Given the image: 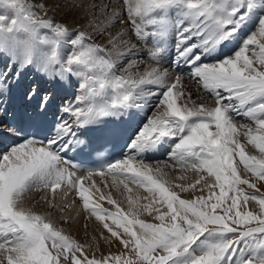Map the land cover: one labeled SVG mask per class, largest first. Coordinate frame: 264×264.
Instances as JSON below:
<instances>
[{
  "label": "snow or ice",
  "instance_id": "6c2138e0",
  "mask_svg": "<svg viewBox=\"0 0 264 264\" xmlns=\"http://www.w3.org/2000/svg\"><path fill=\"white\" fill-rule=\"evenodd\" d=\"M74 6L85 16L100 9L88 22L92 33L57 22L44 4L0 0V111L26 71L75 90L47 127L35 116L3 126L7 135L23 139L0 152V264H264V192L245 178L264 182V0ZM117 23L128 25L138 44L125 32L113 35ZM94 36H107V43ZM140 48L151 61L143 72ZM173 51L170 72L161 65ZM185 68L212 104H196L190 92L178 89ZM26 96L37 97V87ZM53 101L51 92L39 97V116L46 117ZM145 108L148 114L136 119L121 158L76 174L82 169L66 159L68 152L99 153L119 131L108 125L138 118ZM246 144L259 154H249ZM158 151L167 152L169 171H195V182L174 183L184 176H169L167 165L147 162L146 154ZM97 173L129 193L127 211L97 187ZM130 185L146 195L133 197ZM92 189L99 193L95 203ZM38 190L52 210L69 207L60 203L69 194L78 196L100 222V239L122 250L97 258L98 244L90 252L91 245L65 234L51 212L29 205ZM105 200L115 210L100 203ZM144 213L156 222L141 219Z\"/></svg>",
  "mask_w": 264,
  "mask_h": 264
},
{
  "label": "bare ground",
  "instance_id": "6f19581e",
  "mask_svg": "<svg viewBox=\"0 0 264 264\" xmlns=\"http://www.w3.org/2000/svg\"><path fill=\"white\" fill-rule=\"evenodd\" d=\"M67 2H71L72 1H76L77 3L74 2V4L72 3L70 9H71V14L72 16L78 13V17H80V13L83 15L84 14V10L83 8L79 7V6H74V5H80V4H84L86 6L88 5H100V6H104V5H108V6H112L115 5L117 3V0H64ZM95 13V15H94ZM70 14V15H71ZM101 15V11L99 8H97V10H89V14L86 15V17L89 18V21L93 18V16L95 17H99ZM109 15H111V12H109ZM253 19H255V17H253ZM76 23L79 25V21H76ZM118 24V23H117ZM115 25V27H112L110 29V32L115 35L118 32H125V39L131 41V43L133 44H138V42L134 41L136 40V38L132 35L131 30L129 28L128 25L126 24H118ZM86 26V25H85ZM85 26H82L85 29ZM251 26V25H250ZM249 26V29H250ZM76 27V26H73ZM86 30V29H85ZM246 30V29H245ZM244 30V31H245ZM248 30V29H247ZM96 38V37H95ZM98 38V37H97ZM108 40L107 36H104L103 38L100 39V41L103 42V44H106ZM97 41V40H96ZM98 42V41H97ZM101 42V43H102ZM146 49L145 48H140L139 51V55L138 58L141 61V67L138 69L140 72H143L145 70L144 68V64H150L151 61L147 59V55H146ZM174 55V51L171 52L169 54V56L167 58H165V60L163 61L161 67H165V68H169V71H172V68L170 67V60H171V56ZM211 60V58H209V61ZM0 67H3V59L0 58ZM186 70H188L187 68H185L184 74H183V79H182V83L181 85L178 86V89H181L184 92H190L192 94V101H194L195 103H197V95L200 94V96H204L207 95L204 90L196 83L195 80L191 79L188 74L186 73ZM39 73H37L36 71H26L23 76L21 77V80L18 83V86L14 87L5 97H3V99H5L7 97L8 100H13V99H19L20 96H26L28 90L31 88L30 84L32 79L34 78V76H37ZM42 76L39 74V78H41ZM43 86H45V90H43V95L45 93L51 92L53 97H54V101L52 103V106H57V107H63L64 104H66L69 100L72 99V96L74 94V89L71 86H65L62 85L60 83H57L56 81L47 79L43 77ZM149 87H155V86H149ZM152 101L155 100V97H151L150 98ZM179 102H183V98H181V101ZM191 103V102H190ZM59 108V109H60ZM59 109L55 112L54 116L55 118H58L59 115H61L62 113L59 112ZM148 114V109L145 108L143 111H140L138 114V118H134L133 120H127V122H125V126L129 127V126H134L136 125V119L142 120L146 115ZM6 117V113H3L0 111V129H3V126L5 124L4 119ZM119 121V120H117ZM21 141L20 137H16L13 138L9 135H7L5 133V131H0V151L2 150H7L10 145L12 146L15 143H19ZM9 142V144L6 146V143ZM148 154H146L145 158L147 157ZM155 155H159V159L161 160V158H167L168 160V156H167V152H157ZM148 160V159H147ZM151 160V159H150ZM166 160V159H165ZM158 161H156V163H151V164H157ZM161 162V161H160ZM160 164V163H159ZM163 166V165H162ZM170 169V166H169ZM166 172H168V169L165 168L164 169ZM78 176H83L85 175V173H81V172H77L76 173ZM170 176V175H169ZM92 180L95 181L97 187H99L101 189V191H103L105 193V195H107L109 192L111 193L113 199H115L117 201L118 204H120V206L127 211L128 209V202H127V196L129 195V193L123 189V186L121 185L119 191H117L113 186H112V178L111 176H104L101 177L99 176V174L97 173L96 175H94L92 177ZM107 183L108 187H104V184ZM85 186L86 187H91V184L89 181H85ZM130 187H133V192L131 193V195H133V197L139 195L140 197H143L144 195H146L145 191L143 189H137L134 186L130 185ZM63 186L61 189H58L57 191H62ZM92 193H93V202L95 203L99 193H96L95 189H92ZM43 195L42 191H34L28 200V203L30 206H34L37 208V210L41 213H48L50 210V207L44 203L43 200H41V197ZM57 199L59 200V197H57ZM73 201H75L73 203ZM142 204L144 203V200L141 199L140 201ZM147 202V201H146ZM145 202V203H146ZM60 203H67L70 206L61 210V208L57 207L56 208V213L52 215V219L56 222L57 226L59 227V224L61 223V220H67V222L72 223V228L73 231H71L72 234H74V232H78V230L80 229V224H82L83 222V218L85 217L84 220V224L89 223L90 226V230H92V232L90 233H94L97 234L101 231V226H100V222H98L94 216H91L88 212H86L85 210H83L82 208V202L79 200V197H72L71 194H69L68 198L66 201H60ZM100 203L107 207V208H112V210H115L114 206H110L108 205L107 201H100ZM142 216V215H141ZM99 227V228H97ZM88 228V229H89ZM68 229H70V225H68ZM104 234L105 232H107L106 230H103ZM98 235V234H97ZM104 245V244H103ZM113 245V244H112ZM109 247V246H108Z\"/></svg>",
  "mask_w": 264,
  "mask_h": 264
},
{
  "label": "rangeland",
  "instance_id": "374dc122",
  "mask_svg": "<svg viewBox=\"0 0 264 264\" xmlns=\"http://www.w3.org/2000/svg\"><path fill=\"white\" fill-rule=\"evenodd\" d=\"M25 2L31 3L33 5L44 4L47 6V9L49 10L48 11L49 16L54 17L57 22L65 23V24L69 25L70 27L76 26L75 28H81L82 26L86 25L85 26L86 31L89 33L93 32V28L88 27V22H89L88 17H86L84 14L82 15L81 13H80V17H78V13L75 14V16L74 15L72 16L70 7H71L72 3L73 4H74V2L77 3L76 1H72L71 5H70V2H67L64 0H25ZM2 11L3 10L0 9V12H2ZM94 15H95V13H94ZM76 21H79V25L76 23ZM250 28H251V26H250ZM249 30H250L249 28H246L245 32L247 33ZM93 38L98 41V42L96 41L97 43L103 44V42L100 41V39L103 37H99V38L96 37L95 38V36H94ZM134 41H136V40H134ZM188 76L190 77L189 74H188ZM197 100L198 101L196 104H200V103L212 104L213 103V100L209 95H204L201 97L199 94V95H197ZM239 123H250V122L246 118H240ZM241 141L245 142V138L241 137ZM246 151L249 154H254V155L259 154L258 150L254 149L252 146L247 145V144H246ZM2 152H4V151H2ZM156 161H158L161 166L162 165L168 166L165 168L168 169L170 176H173V175L184 176L183 181L176 180V181H174V183H181V182L185 183V184L194 183L195 180L198 178V174L195 171H192L190 169H180L179 166H176L173 171H169V166H170V168H172V162L169 159L167 160V158H161V160H158V159L157 160H147V162H151V163H156ZM153 165L155 166V164H153ZM241 167H242V165H241ZM245 178H250L252 182L257 183V187L260 189V191L264 192V182H257L255 177L252 176L251 174H247L245 176ZM242 187H245V191H248V192L255 191L254 189L247 188L246 186H242ZM188 195H189L188 193H181L182 198H185ZM145 202L146 201H144V203ZM248 207H249V209H251L252 204H249ZM105 208H107V207H105ZM109 209L112 210V208H109ZM256 210L258 211V206H257ZM49 212H51V215H53L56 213V209L52 210L50 208ZM140 218L144 219L146 222H153V223L156 222L153 219V217L148 216L147 213L142 214V216ZM84 220H85V217L83 218V222H84ZM83 222H82V224H80V229L78 230V232H76V233L74 232V234L71 233V231H73L72 223L67 222V220L62 219L61 223L59 224V228L63 229L65 234L71 235L77 241H79L81 243H85L87 245H91V248L89 249L90 252L95 250L97 248V244H98L99 250L96 251L97 258L100 257L101 253H103L104 255H108L110 253L111 254H118L122 250L119 245H117V244H113V245L111 244L110 245L109 243L100 239V236H99L100 232L97 233L98 235L94 234V233H90V232H92V230L89 231L90 230V228H89L90 224L89 223L84 224ZM68 225H70V229H68ZM97 228H99V227H97ZM104 235L107 236L109 234L107 232H105ZM93 237H95L96 239L94 240Z\"/></svg>",
  "mask_w": 264,
  "mask_h": 264
}]
</instances>
